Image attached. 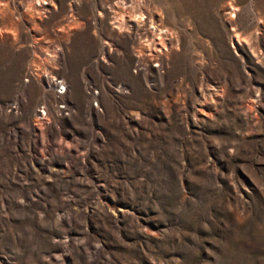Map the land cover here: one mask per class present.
<instances>
[{"label":"rangeland","instance_id":"1","mask_svg":"<svg viewBox=\"0 0 264 264\" xmlns=\"http://www.w3.org/2000/svg\"><path fill=\"white\" fill-rule=\"evenodd\" d=\"M0 264H264V0H0Z\"/></svg>","mask_w":264,"mask_h":264},{"label":"built area","instance_id":"2","mask_svg":"<svg viewBox=\"0 0 264 264\" xmlns=\"http://www.w3.org/2000/svg\"><path fill=\"white\" fill-rule=\"evenodd\" d=\"M47 81L48 86L50 85L52 87V89L55 91V94H59L63 91L64 81L61 77L48 75ZM11 107H14V104Z\"/></svg>","mask_w":264,"mask_h":264},{"label":"bare ground","instance_id":"3","mask_svg":"<svg viewBox=\"0 0 264 264\" xmlns=\"http://www.w3.org/2000/svg\"><path fill=\"white\" fill-rule=\"evenodd\" d=\"M123 1V0H122ZM126 1V0H125ZM128 4V3H127ZM132 4V3H131ZM134 5V4H133ZM135 7V6H134ZM129 9V8H128Z\"/></svg>","mask_w":264,"mask_h":264}]
</instances>
